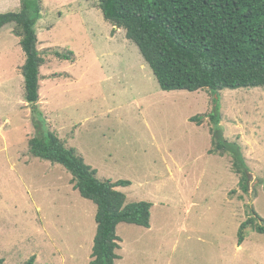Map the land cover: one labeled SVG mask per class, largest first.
Returning a JSON list of instances; mask_svg holds the SVG:
<instances>
[{
	"label": "rangeland",
	"instance_id": "374dc122",
	"mask_svg": "<svg viewBox=\"0 0 264 264\" xmlns=\"http://www.w3.org/2000/svg\"><path fill=\"white\" fill-rule=\"evenodd\" d=\"M20 10L21 0H0V13ZM15 28L0 29V261L91 264L96 204L65 167L30 152L40 132ZM36 29L44 60L39 119L101 181H130L117 188L128 203L152 204L150 228L118 225L115 264H264V234L248 226L238 243L253 210L264 219V88L164 91L98 0H43ZM71 51L72 60L56 54ZM216 99L222 137L240 149L249 172L248 194L232 154L209 153ZM195 116L203 117L199 125Z\"/></svg>",
	"mask_w": 264,
	"mask_h": 264
},
{
	"label": "trees",
	"instance_id": "16d2710c",
	"mask_svg": "<svg viewBox=\"0 0 264 264\" xmlns=\"http://www.w3.org/2000/svg\"><path fill=\"white\" fill-rule=\"evenodd\" d=\"M98 1L105 20L126 31L127 39L137 45L164 91L207 89L217 95L225 89L264 88V0ZM42 12L43 0H21L19 12L0 13V29L15 25L14 34L20 38L26 56L23 66L26 100L33 105L37 120L34 127L40 132L30 140V152L65 167L73 175L80 195L96 204L97 230L91 264H115L121 249L118 225L150 228L152 204L128 203L126 194L117 188L130 186V181H101L97 170L85 162L77 149L67 147L55 132L46 129L41 115L39 119L37 103L44 60L38 50L36 27ZM56 54L64 60H72L73 56L72 51ZM215 103L208 114L215 146L209 153L232 154L240 186L248 194L249 172L240 149L222 137L219 99ZM202 120V116H195L190 121L199 125ZM248 226L264 234V219L253 210V217L239 228V245L245 241ZM35 261L34 256L26 264Z\"/></svg>",
	"mask_w": 264,
	"mask_h": 264
}]
</instances>
